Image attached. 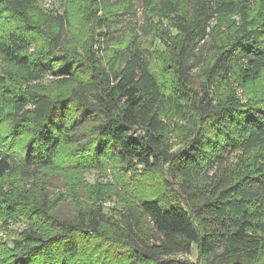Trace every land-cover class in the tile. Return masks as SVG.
<instances>
[{"label":"trees","instance_id":"trees-1","mask_svg":"<svg viewBox=\"0 0 264 264\" xmlns=\"http://www.w3.org/2000/svg\"><path fill=\"white\" fill-rule=\"evenodd\" d=\"M87 1L83 12L92 32L109 26L99 14L107 0ZM138 1L152 2L116 0L126 13ZM185 1V9L184 0L157 3L170 16L169 32L176 31L162 38L165 52L156 51L158 74L154 52L137 38L106 61L90 45L80 54L66 50L68 37L61 34L70 26L69 7L51 17L46 45L30 53L26 27H43L31 15L35 0H0V9L22 24L0 32V56L24 72L28 85L13 91L0 76V96L4 104L13 102L15 127L34 126L33 138H44L37 159L29 152L17 162L0 151V220L7 224L21 212L30 217L13 248L0 241V264H264V2ZM214 19L218 29L231 27L226 41L215 34ZM49 75L71 88L52 94L31 83ZM70 103L93 116L88 146L98 152L117 146L119 163L159 172L164 189L109 213L105 202L114 195L75 196V215L59 216L53 211L62 193L53 198L43 184L14 183L13 172L31 177L30 162L50 167L62 146L74 144L73 123L52 124ZM170 117L184 119L176 149L167 137ZM194 248L196 262L186 258Z\"/></svg>","mask_w":264,"mask_h":264},{"label":"rangeland","instance_id":"rangeland-1","mask_svg":"<svg viewBox=\"0 0 264 264\" xmlns=\"http://www.w3.org/2000/svg\"><path fill=\"white\" fill-rule=\"evenodd\" d=\"M51 1L54 4L53 8H47L46 4ZM159 1L152 0L151 3L148 2L146 5L144 4L146 2L138 1L130 13H126L124 4L118 3L116 0L101 2L99 14L106 15L109 26L101 30L95 29L92 32L91 25L87 21L88 11L83 12V5L87 6L89 3L87 0H73V2L68 3L66 0H35L38 7L37 12L33 11L31 15L33 20L37 24L42 23L43 27L42 32H36L26 27L32 39L30 53L38 47L46 45L44 30L50 32L53 29L51 17L63 13L65 8L69 7L71 10L70 26L61 34L62 40L65 36L68 37L66 50L80 54L90 45L96 55L106 61L113 50L122 49L131 39L137 38L144 48L154 52L152 69L161 74L159 68L162 61L157 54L160 53L161 55L166 49L161 40L165 37V33L174 34L176 31L169 32L173 28L171 19L169 15L161 14L157 7ZM259 2H264V0H259ZM184 3L185 9L187 7L185 0ZM261 6L264 7V4ZM0 10V32L4 29L11 30L16 25H22L21 23L18 24L17 19L10 12L3 10V8ZM252 11L255 14L258 8L254 5ZM233 18L235 21H240L238 15H234ZM217 25L218 21L214 19L212 27H216L214 29L215 34L222 41H226L231 36V27L226 25L218 29ZM211 44L212 40L208 39L205 43V49L210 48ZM156 51L162 52L156 53ZM8 72H11V74ZM23 73L19 67L10 64L0 56V76L7 78L9 89L16 91L21 82L22 86L20 88L28 86L20 77ZM54 81L51 78H43L40 82L31 83L38 88L45 85L52 94L63 93L71 88V85H63ZM238 96L247 99L242 89H238ZM12 103H5V105L0 96V151L8 153L11 159L17 162L23 163L29 152L33 155L31 159H37L44 138L42 140L33 138L32 130L34 126L15 127L13 123L16 119L12 120L11 116V113H13ZM92 118L91 114L79 111L71 103L62 106L52 124L70 126L73 123L76 128L74 144L62 146L58 157L50 167L46 166L38 169L37 164L30 162L27 169L33 171L34 174L31 177L22 176L19 171L10 175L11 180L21 186L31 187L33 183L43 184L53 198L62 193L63 197L53 211L59 216L65 214L75 215L77 206L72 201L75 196L84 198L88 195L90 197H96L99 194L101 196L114 195L112 196L113 200L105 202L107 206H111V208L105 209L106 213H109L112 208L116 211L122 210L123 203L130 201L134 203L140 196H151L158 190L164 189L165 181H157L159 180V172L147 173L142 166L131 170L119 163L117 146L110 145L107 148H100V152L88 146L90 143H87V141L91 137L89 126ZM165 122L169 127L167 137L176 149L182 143V132L178 125L179 123L182 124L184 119L170 117L166 118ZM7 189L8 187H5V190ZM26 216L24 212H21L18 218L9 219L7 224L0 220V241L6 247L13 248L14 239L19 238L20 231L28 226L30 217ZM186 258L189 261L196 262L197 250L194 248L192 254L187 255Z\"/></svg>","mask_w":264,"mask_h":264},{"label":"built area","instance_id":"built-area-1","mask_svg":"<svg viewBox=\"0 0 264 264\" xmlns=\"http://www.w3.org/2000/svg\"><path fill=\"white\" fill-rule=\"evenodd\" d=\"M46 5H47L46 6L47 8H53V6H54V4H53L52 1L50 3H47ZM48 78H53V76L52 75H49ZM243 99H244V101H246V98H243Z\"/></svg>","mask_w":264,"mask_h":264}]
</instances>
